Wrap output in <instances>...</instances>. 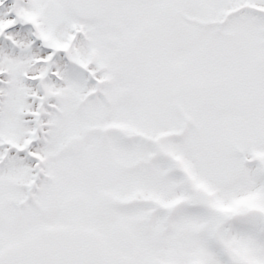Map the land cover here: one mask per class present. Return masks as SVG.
I'll return each mask as SVG.
<instances>
[{
    "label": "snow or ice",
    "instance_id": "obj_1",
    "mask_svg": "<svg viewBox=\"0 0 264 264\" xmlns=\"http://www.w3.org/2000/svg\"><path fill=\"white\" fill-rule=\"evenodd\" d=\"M0 264H264V0H0Z\"/></svg>",
    "mask_w": 264,
    "mask_h": 264
}]
</instances>
